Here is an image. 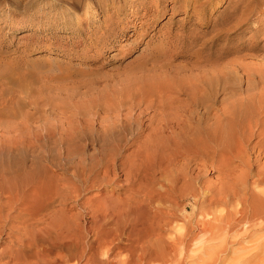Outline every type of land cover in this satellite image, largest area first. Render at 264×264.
Masks as SVG:
<instances>
[{
	"label": "rangeland",
	"instance_id": "obj_1",
	"mask_svg": "<svg viewBox=\"0 0 264 264\" xmlns=\"http://www.w3.org/2000/svg\"><path fill=\"white\" fill-rule=\"evenodd\" d=\"M186 1L189 2L188 7H184L186 5L185 3L175 6L173 0H116L110 2L111 5L113 4L112 7H114L116 11V14L113 17H106L103 13H101V11L96 9H94L93 12L89 14L87 13V8L89 6L88 5L86 8H81L80 11H77L78 13H75L76 15H72L70 17L72 19L71 20L67 17H63V14H65V12L67 11V6L61 7L58 5L59 2L63 3V0H0V80H7L3 82L4 84L8 82L9 86L14 85V83L17 85L19 81L20 84L25 85H22V90H20V84L19 88L18 86L8 87V83L7 85H5L7 86V89L13 88L14 92L15 90H18V96H16L15 94V97H17L20 102L17 99L15 103L13 102L15 101L13 99L11 104H4L3 97H0L2 108L4 107L2 109L0 105V143H2L3 140L4 143L9 141L11 139L12 131H15L13 132L12 136L15 133L17 134L18 132L21 134V136H23L25 132L28 133L32 130L30 133L33 135L28 133V135H31V137L29 136V138L31 139L36 137L35 131H42L40 132L43 138L42 144L44 143L42 147L47 146L46 148L48 149L43 148V150L47 153L49 151L50 156L49 154V157L46 156L47 153L44 154L46 157H48V159H51L48 160L45 156H43L44 160L45 158L47 159L45 161L50 162H45L44 164L48 172L46 169L45 171H41L40 169V175L43 176L45 172L49 173V177L54 178L56 180V183L59 182L57 184L59 185L57 189L60 188V190L54 191L50 194V198H52L53 200L50 202L52 204L48 205V208L50 207L48 213L44 214V218L48 219L47 220L43 218L44 220H46L44 221L46 223H42L41 220L39 224H37V226H29V228L31 227L29 230V228H25L27 227L26 225L17 223L21 219V215L19 214L20 211L17 209L10 211L12 212L11 218L8 220L10 225L4 227H2L3 224L0 225V258L2 259V264H6V261L9 260L11 264H18L19 262L15 261L17 258H20L22 261H24L26 257V259H29L28 262L37 263V259H33V253L37 248H40L42 245L48 247L52 244H58L56 243L57 240L54 239L55 227H53L52 224L54 219L56 218L55 215L57 216V219L62 221H65V219H69L67 217L68 215L66 214V208L61 205V199L64 198L65 195H67L69 192L68 190L67 192L64 189L65 182L68 183V181L72 180V174L79 176L81 172L83 173V169L86 168V162L90 159L84 157L85 154L92 155V153H95V148H99L101 144H103L105 133L104 136L103 133L101 134L102 136L100 135V133L104 131L103 129L106 130L107 128H109L111 123L113 124L115 123V121L117 122L120 118L121 119L119 121H122L124 119V116L130 113L129 111H131L130 109L132 108L133 111L131 115L135 113L136 114L133 115L134 118H132L133 116L127 118L128 120L132 121L128 128V134L127 132L124 134L120 133L124 136V139L127 138L123 140V142H125L124 145H122L121 147L116 146L112 141H110V139H108L109 137L107 136L108 141L107 145H105V150L108 148L110 149H108V152L110 151V154H112L116 158V164L118 168L113 170V173H110V179H106L107 181H102V177L104 175L103 171L98 172L97 174L99 175V179L97 180L96 185L93 187V182L90 181L88 186L92 187H88L85 192L82 189L81 196L78 198V200H80V205L77 206L74 210V213L76 215L75 218H77L78 223H80V228L74 227L75 231H71L72 233L83 237L85 241H94L96 238L95 233L99 229L102 230L103 228V232L111 236L109 237V239H112L113 237L114 240H116V248L122 246L121 248H117L115 251L120 252L122 258L124 257V255L127 257V255L130 254L129 251L133 250L135 246L134 241L136 240L135 234L130 235L131 227L132 224L135 223V221L141 216L140 213L142 212L141 208H137L138 206L135 204V200L132 199V196L136 192L139 184L136 186H132V183L134 184L135 178L138 179L139 176L136 175L139 173V171H147V173H151L155 170L157 171L160 168V164L156 163L160 155L157 151H155V149L151 148V155H153L151 157L153 159H151L150 161L147 162V160H145L144 157H147V155L141 157V155L145 153L144 147L148 145L147 148H150L152 143H148V140L146 138V134H149L150 130L146 131L145 126H147L149 122H145L143 126V124L140 122L135 123L134 119L137 115L140 114V111H144L145 113L147 112L146 115H142V117H144L143 121H145V119L147 118L153 117L154 112L157 110L155 105L165 96L166 97L164 99H172V97L180 98L181 100L185 99L186 97H188L190 92H192L190 93L191 95L195 94L194 92L196 90L194 89L197 88L193 87L197 86L199 89L204 88V86H208L209 79L214 77H216L214 78L216 82L221 79L225 80L223 82H227L228 84L227 93H220L218 96L219 102L217 104V108L219 107V111H215L214 114H222H220V116H218L216 120H218L219 118L224 121L225 119V123H227L226 125L234 122H236L235 125H237L238 123L234 119L233 122L231 121L228 123V120H232L233 117L232 115H229L227 111H232L235 108H239V106H237V103L238 105H240L239 103H241V105L243 104L241 109H243L244 106L249 107L248 104H250V106H253L251 107L252 112L260 111L261 109L260 112H263L261 116L263 117V122L259 124L261 125L260 127L259 125H254L252 127V129L255 128L253 131L250 128V130L252 132L255 131V133L249 132V127H245L246 129L243 127H238L235 133L239 131L238 136L240 138L237 136V138L239 139L234 137V135L236 136L237 134L234 133L233 135L231 133L232 138L235 140L234 142L232 140V143L236 142L234 147H236V144H238L240 140L241 141L239 142V144L242 145L245 143L247 144L249 142L248 140L250 139L251 142L248 143L249 146L247 147L246 144L245 146L248 152L250 149L252 150H250V153L252 155L246 152L248 154H245V156L243 155V157L245 158H241L242 160H239V157L236 158L237 160L233 159L234 161L230 168L231 173L226 171V174L230 175V178L233 180V182L231 180L232 185H230L231 187H233V189L229 186V184H231V182H229L230 180L225 178L227 177V175L224 172V162L221 155L218 154L214 149L212 150V148L210 149L211 151L209 150L208 153L203 156L204 165L207 159H209V156H211V162L209 161V163H206L208 164L206 169L208 172L204 170L201 173L203 175H200V186L204 189V191H207L208 187L214 184L219 188L221 184H224V179L225 182L226 180H228V185H226L225 183L226 188H231V191L229 188L225 189L226 192L228 190L229 193L233 191L239 195L242 194L243 190L239 187H242L243 184L242 181L238 180L239 177H237L236 173H240L241 169L247 170V161L251 162V164L254 163L250 168L251 170H248L253 176H249V184L251 187L253 186V183L255 182V180H257L254 175L261 169H264V150L262 151L264 147H262L261 145L264 142V133L262 134V132H264V3L262 7L254 9V5L251 8L253 0ZM194 6L197 7L196 11ZM172 7H174V9ZM157 9L160 10L159 15L154 16V14L150 11ZM73 20H79L83 23V25L81 24V27H77L74 24L75 22H73ZM68 23L70 25H68ZM144 23L146 27L142 28L141 26ZM236 23H239V25L236 28L232 29ZM143 29L145 30L143 31ZM156 50H161L163 51V53L168 51L166 53V57L168 58V60L161 64L154 63V60L152 62L150 56L153 52H156ZM190 67L193 68L190 69ZM18 68L22 70L24 76L22 73H19L21 71ZM16 69L19 70L18 73H15ZM6 70H9V72H7L8 74H21L22 77L21 75L20 77L23 80H20L21 78L18 79L19 77L15 75L16 81L19 80L16 82L14 78L11 79L13 74L11 75V78H7L10 75H7V73L2 74L6 72ZM190 77H192V79ZM1 81L0 83H3ZM196 82L198 83L196 84ZM188 84L190 87L188 86ZM186 86H188L189 89L185 88ZM24 90H26V93L21 92ZM27 91L30 92L29 94H31V92L33 93V99L30 98L31 100L29 101V98H26V94H28ZM173 91L174 93H172ZM186 91L188 93H186ZM159 93H161L162 95H159ZM170 93L172 96L170 95ZM174 95L177 97H174ZM160 96L161 98L159 99ZM34 98L37 101H35ZM156 100L158 101L156 102ZM131 101L134 103H132ZM153 101H155V103H153ZM31 102L39 103L35 105V103L31 104ZM120 102L122 103L118 106ZM150 102H152L154 106L150 107V105H152V103L149 104ZM232 102L233 105L231 104ZM19 103H21L23 107ZM135 103L138 104L136 105ZM140 103L143 105L141 106ZM16 104V107L19 109L18 111L15 107ZM122 104L125 106H123ZM134 104L138 107H135ZM9 105L10 107L11 105L12 107H14L13 109L14 111H17L16 113L19 112L16 116L15 113H12L13 110L11 111ZM101 105L102 107H104L100 108L102 110L99 109V106L101 107ZM222 105L224 107H222ZM133 106L135 109L133 108ZM28 107L30 108V112L36 113L28 114ZM106 107L108 108V111ZM225 107L229 108V110ZM25 108L28 109L26 110ZM111 108L114 109L111 110ZM134 110L136 111L134 112ZM38 111L40 112V114H42V116L38 113ZM23 112H26V114ZM7 113H10L9 115L12 116H9ZM36 114H38V117L39 115L42 117H39V121ZM24 115H26L25 118H27V120L23 118ZM29 115L30 117L35 115V118L37 117L36 120L34 116L31 117L34 119L30 120L31 118L28 117ZM226 115L232 118L229 117V119ZM8 116L11 118H9ZM226 118H228V120ZM28 120L29 122L28 124H26ZM213 121L215 123V120ZM217 123H219L220 125L219 120ZM19 125H21L22 128ZM103 125L105 128H102ZM119 125L122 124L120 123ZM221 125H224V123H222ZM31 126H33V128H31ZM36 126L38 128L40 127V129L38 130ZM34 127H36L37 130H33L35 129ZM153 127L155 128V124L151 127V130H153ZM81 128L82 132L80 131ZM130 128H132V131L130 130ZM83 129L86 132H84ZM142 129L144 130L143 134L139 136V139H134V135ZM247 129L248 134H246L245 132L244 135H242L240 130L244 132L247 131ZM69 133H71L72 135H70ZM51 134L52 136H50ZM77 135L78 138L81 139V141L77 138ZM117 137L118 136H114V138ZM243 137L248 142H246ZM60 140H63L64 144H62ZM243 140L245 142H242ZM109 141L113 143V146L110 145L111 143ZM46 143H48V145ZM142 145L144 146L143 148ZM63 146L65 149L62 148ZM107 146L109 147L107 148ZM0 147L4 146L0 145ZM18 147V151L20 152L18 153L21 154H18V158L22 156V154H25L28 159L32 160L34 155L41 154L40 149L38 150L35 147L32 148V150L28 149L29 152L21 150L22 148L20 147V145ZM79 147L86 149H82L81 152L78 151L77 154H74L75 157L78 155L82 157V161H84V164L83 162H81L83 164L81 165V167L77 166L78 161L81 160V158L72 159L74 158L73 152L76 148ZM81 148H79V150H81ZM68 149L70 150L68 151ZM54 150H57L58 153H67L66 151H68V153H71L70 151L73 150L72 155L68 157V159L70 158L73 161L66 160L62 162L63 160H58L60 158L64 159L65 157L67 159V156H65V154L64 156H62V153H59V157L57 156L56 158L55 155L57 153H53ZM84 151L86 152L85 154ZM51 152L53 153L52 155ZM207 154L209 156H207ZM0 157L2 158H0L1 165L4 164L8 158H11V155H9L6 150L0 148ZM52 157H54V160ZM137 157L139 159H137ZM249 157L250 159H248ZM141 159L145 164L139 163L142 161ZM244 159L248 160L243 161ZM51 160L53 161V163ZM54 162L60 165V167L56 166L57 164L53 165ZM48 164L50 165V167ZM73 164L76 167H74ZM70 165H72V167ZM234 166L236 168H234ZM131 167L133 169L135 167L134 172H131ZM141 167L143 168L141 169ZM129 173H132L133 182L130 179L131 177H129L128 179V177L126 176ZM239 173L238 175L240 176ZM241 173H243V170L241 171ZM235 176L236 178H234ZM91 177V179H93L95 178V175H91ZM114 179L116 181H114ZM141 183V185L144 186L148 182L147 180H144ZM235 184H237V186ZM263 184L264 182L256 187V190H259V188L264 189ZM213 189H215V187ZM234 198L235 197H232L231 200H234V207H236V205L241 201H239L240 199H238V197L235 199ZM90 199H92V204L90 203L89 205L85 206L84 202L86 200L89 201ZM73 200V202L68 201L66 206L70 205V207H72L75 204V199ZM205 200H207V198ZM187 203L189 205V208L184 213V215L187 212V215H191L192 206L190 205V201H187L184 204ZM208 204L209 202H206V205ZM97 208H101V210H103L102 213L104 212L105 215L102 216V214L100 213L94 214L95 211L93 210H97ZM53 209L55 211H53ZM230 209V207L221 205L218 206L217 212L219 213L223 211L222 213H224L225 211L226 213V210ZM54 212L56 213L54 214ZM2 215H4V218L5 213L0 212V220ZM83 215L87 216L84 219L85 222L81 219L84 218ZM59 216L61 218H58ZM52 217H54L53 221ZM179 225H181V223ZM38 226L41 229L45 228L46 226L48 227L44 230H40ZM257 228L256 231H253L251 236H254V238H252L253 240L257 239V241H261L264 237V227H262L263 229L261 227ZM33 229L35 230L33 231ZM37 229L40 231L38 232ZM80 230L83 233V236L80 234ZM112 230L114 233H112ZM36 231L37 233H39V235H37ZM23 232L25 233L22 234ZM33 235L35 236V238L33 237ZM131 238L132 240H130ZM252 239L248 237H242L240 239L241 241L234 239L233 241H230L231 245L229 244V247L238 252L244 245H248V243L249 245L247 247H250V245L253 244ZM242 240H244L245 242ZM129 241H132L133 243ZM29 246L31 248L34 247V251L30 250L31 248ZM8 253L11 257H7ZM12 261H14V263ZM75 263L71 262L70 264ZM79 264H86V261H81L79 262Z\"/></svg>",
	"mask_w": 264,
	"mask_h": 264
},
{
	"label": "bare ground",
	"instance_id": "obj_2",
	"mask_svg": "<svg viewBox=\"0 0 264 264\" xmlns=\"http://www.w3.org/2000/svg\"><path fill=\"white\" fill-rule=\"evenodd\" d=\"M112 1H116V0H63L64 4L59 2L58 5L61 7L67 6L66 7L67 11L65 12V14H63V17H67L68 19H71L70 17L72 15H76L78 13L77 11H80L81 8L82 9L86 8L88 5L89 6L87 8V13H89V14L91 12H93L94 9H96V10L101 11V13H103L104 16H106V17H110V16L113 17L116 14V11H115L114 7H112L113 4L112 5L110 4V2H112ZM173 2L175 3V6H177L178 4L185 3L186 5L184 7H188V3H189L186 0H183V1L182 0H173ZM263 3H264V0H253V4H251V8L253 7V5H254V9H256L258 7H262ZM157 6H158V3H157ZM172 8L174 9V7H172ZM247 9H248V7H247ZM196 10H197V7H195V11ZM150 12H152L154 14V16L155 15L158 16L160 10L157 9V10H153ZM249 13H250V11H249ZM73 22H75L74 24L77 27H81L83 25V23L79 20H73ZM68 25H70V24L68 23ZM238 25H239V23H236L232 29L236 28ZM141 27L145 28L146 27L145 23L142 24ZM144 30L145 29H143V31ZM228 31H231V30H228ZM167 52L163 53V51H161V50H159V51L156 50V52L152 53L150 58L152 59V62L154 60V63L161 64V63L166 62L168 60V58L166 57ZM198 61H199V58H198ZM191 68H193V67H190V69ZM18 69L20 70V68H18ZM9 70L8 71L6 70V72H4L2 74H6L7 72H9ZM19 70L16 69L15 73H18ZM210 70H211V68H210ZM216 70H218V69H216ZM20 71L21 72H19V73H22L24 76V73L22 72V70H20ZM12 74L7 73V75H10L7 78H9V77L11 78V75H12L11 79L14 78L16 81V78H15L16 76L19 77L18 79H20L22 77L21 74H20L21 77H20V75H16L14 73H12ZM233 75H235V74H233ZM0 76H1V73H0ZM214 76H212V77H214ZM221 76H222V74H221ZM27 77H28V75H27ZM190 78L192 79V77H190ZM214 78H216V77H214ZM214 78L209 79V81L207 80L208 86L205 87L203 84L204 88L199 89L197 86L193 87V88H197V89H194V90H196L194 92L195 94L191 95L190 93H192V92H190L189 95L187 94L188 97H186L185 99L181 100L180 98H173V97H172V99L171 98L170 99H167V98L164 99L166 97L164 95L165 97L164 98L162 97L163 99L161 101L159 100V102L155 105L157 110L154 112L153 117L147 118V119H145V121H143L144 117H142V115H146L147 112L145 113L142 110L143 112L140 111L139 112L140 114L138 113L139 115H137L136 118L134 119L135 123L140 122L143 124V126H144L145 122H149V124L147 126H145L146 131L150 130V133L149 134L147 133L148 135L146 134V138L148 140L147 141L148 143L149 142H152V143H151L150 148H147L148 145L145 146L143 144L145 147L142 145V148L144 147L145 153L144 154L142 153L143 155H141V157L142 156L144 157V155H147V157H144V158H145V160H147V162L150 161L151 159H153L151 157V156H153V155H151L152 149H155V151H157L158 154L160 155L158 161L156 162V163L160 164V168L159 169L156 168L159 171L158 170L157 171L151 170V171H153L151 173L150 172L147 173V171L146 172H140L139 171V173L136 175V176H139L138 179L135 178L134 184L132 183V186L133 185L136 186L139 184L136 192L132 196L133 197L132 199L135 200V204L138 206L137 208H141L142 212L140 213L141 216L135 221V223L132 224L130 235L135 234L136 240L134 239L135 240L134 241L135 246L133 245L134 246L133 250L129 251V249H128L130 254L127 255V257L124 255L125 258L124 257L122 258L121 253L115 251L120 246L118 245L119 247L116 248V244H115L116 240H114L113 237H112V239H109V237H111V236L107 233H104L103 228H102V230L99 229L95 233L96 238L94 241H85L83 239V237L78 236V235L72 233L71 231H75V228H80V223H78L77 218H75L76 215L74 213V210L77 206L80 205L79 204L80 200H78V198L81 196L82 189L85 192L88 189V187H92V186L94 187L96 185L97 180L99 179L98 178L99 175L97 174L98 172L103 171L104 175L102 177V181H107L110 179V173H113L114 172L113 170L118 168L117 164H116V158L112 154H110V151L108 152L109 146H107L108 149L105 150V145H107L108 139H110V141H112L118 147H121L122 145H124L125 142H123V140H125L127 138L124 139V136L121 135L120 133L124 134L127 132V134H128V131H129L128 128H129L132 121L128 120L127 118L136 114L135 113V114L131 115L132 111H133L131 107H130L131 111H129L130 113L125 115L124 119L122 121H119L121 119L120 118L117 122L115 121V123H113V124L110 122L112 125L110 124L109 128H107L108 127L107 126L106 130L103 129L105 132L100 131L101 132L100 135L103 133V136H104V133H105V139L103 141V144H101V146L99 148H95V150H94L95 153H92V155H90V154H85L86 152L84 151V154H85L84 157L90 158V159L87 162L85 161L86 162V166H85L86 168L83 169V173L81 172L79 176L72 174L73 175L71 177L72 180L68 181V183L65 182L64 189H65V191L68 190L69 192L67 191L68 194L66 193L67 195H65V197L61 199V202H62L61 205L64 206V208H66V214L68 216L66 214L65 215L69 219H65V221H62V220L57 219V216L55 215L56 218L53 221L54 217H52V221H53L52 225H53V227H55L54 239L57 240L56 243H58V244H52L51 246H48V247L45 245H42L40 248H37L36 251L33 250L34 247L31 248L29 246L31 248L30 250L34 251L33 259H37V263L36 262H34V263L28 262L29 259H26L27 257L25 258L24 261H22L20 258H17L15 261H18L19 262V263L17 262L18 264H70L71 262L72 263L76 262L75 264H79V262H81V261H86V264H186V263H191V264H258V263H260V264H264V237L262 238V240L260 239L261 241H257V239L256 240L252 239V238H254V236H251L253 231H256L257 227H261V228L264 227V191H260V190H264V189L259 188V190H256V187H258L259 185H261L262 182H264V169L263 170L261 169L258 173H256L254 175V177H256L257 180H255V182L253 183L254 187L252 186L253 187L252 188L249 184V176H252V175H251V172L248 170H251L250 168L253 166L252 164H254V163L251 164V162L247 161V163H248V164H246L247 170L239 168V169H241V171L243 170V173H241V171H240V173L238 172L241 177L238 175V173H236L237 177L240 178V179L238 178V180L242 181V184H243L242 187H239L243 190L242 194H240V195L233 192V191L231 193H229L227 190V192H226L225 189L229 188V187L226 188V185H228L227 184L228 180H226V182H225V180L223 178L222 179L224 181V184H221V186L219 184V186H220L219 188H218V186H215V184L210 185L208 187L207 191H204V189L200 186V183H199L200 178H201L200 175H203L201 173L207 169L208 164H206V163L207 162L209 163V161L211 162V160H210L211 156H209L207 154V156H209V159H207V161L205 162V165H204L203 156L206 153H208V151L211 148H212V150L214 149L218 154L221 155L222 160L224 162L225 174H226V171L231 173L230 168L233 164V161L237 160L236 158H238V157H239L238 158L239 160L241 158L242 159L245 158V157H243V155L245 156V154L250 153V150H251L250 149L249 152H248V150H246L247 149L246 146L248 147L249 146L248 143L251 142L250 139L248 140L249 142L245 140L246 136H245V138L244 137L243 138L246 142H248L247 143L248 145L246 143H245L246 146H245V144L240 145L239 144V142L241 141L240 140L238 142V144H236V147H234L236 142L232 143V140H233V142L235 141L232 138V134L234 135V133L238 127H240V128L249 127V130L251 128V130L253 131L255 128L252 129V127L254 125L257 126L263 122L262 121L263 117H261L263 112H260L261 107L259 108L260 111H255V112L253 111L252 112L251 107H253V106H250V104H248L249 107L244 106V108L241 109L243 104L241 105V103H239L241 105V107H240V105H238V103H237V106H239V108L233 109V106H232L233 110L227 111V113H229V115H232L233 118L229 116L230 118H232V120L227 116L228 114L226 116L230 120H228V118H226V119L228 120V123L236 120L240 126L238 124L235 125L236 122L231 123L229 125H226L227 123H225V119L223 121L222 119L218 118V120L220 122V125H219V123H217L218 120H216V119L222 113L219 112L220 114L217 115V114H214V112L219 111L218 110L219 107L217 108V104L219 102L218 96L220 93H224V94L227 93L228 84H227V82L224 83L223 81H225V80H221V79H219L216 82L214 80ZM20 80H23V79L21 78ZM3 81L4 80H2L1 82H3ZM5 81H7V80H5ZM8 81H9V79H8ZM17 81H19V80H17ZM187 81H189V80H187ZM235 81H236V79H235ZM4 82L0 83V86H1V89H0L1 96L0 97H3V99H4L3 103L4 104H9V103L11 104L13 99L15 100L13 102L16 103V100L18 98L15 97V94H16V96H18L17 95L18 90L16 91L14 89L16 92L15 93L13 91V88L7 89V86H5V85H7L8 82L5 84H4ZM28 82H30V81H28ZM13 83H14V81H13ZM197 83L198 82H196V84ZM19 84H20V81L17 83V85L14 83V85L9 86V83H8V87H12V86L17 87L18 86V88H19ZM235 84H237V83H235ZM22 85L25 86L24 84H20V86H21L20 90L23 89ZM205 85H207V84H205ZM231 85H233V84H231ZM188 86H189V84H188ZM188 86H186L185 88L189 89L190 86L189 87ZM16 87H14V88H16ZM230 89H231V87H230ZM248 89H250V88H248ZM21 92L26 93V90L21 91ZM27 93L28 94H26V98L27 99L29 98L28 101L33 99V93L31 92V94H29L30 92H28V91H27ZM172 93H174V91ZM186 93H188V92L186 91ZM231 94H233V93H231ZM159 95H162V94L159 93ZM170 95H171V93H170ZM174 97H177V96L174 95ZM160 98H161V96L159 97V99ZM34 100H35V98H34ZM35 101H37V100H35ZM139 101H138V103H139ZM142 101H144V100H142ZM157 101L158 100H156V102ZM253 101H254V99H253ZM19 102H20V100H19ZM24 102H26V101H24ZM21 103H19V104L22 105ZM33 103H35V105H37L39 102H37V103L31 102V104H33ZM121 103L122 102H120V104H118V106L121 105ZM132 103H134V102H132ZM132 103H131V105H132ZM151 103L152 102H150L149 104H151ZM153 103H155V101H153ZM153 103H152V105H150V107L154 106ZM140 104H139V107H140ZM231 104L233 105V102ZM0 105H1V103H0ZM136 105H135V107H138ZM142 105L143 104H141V106ZM146 105H148V104H146ZM16 106H17V104L15 105V107ZM95 106H96V104H95ZM123 106H125V105H123ZM22 107H23V105H22ZM31 107H33V106H31ZM222 107H224V106L222 105ZM1 108H2V105H1ZM9 108H11V111L13 110L12 113L13 114L15 113V116L19 113V112L16 113L19 110L17 107H16L17 109L15 108L17 111H14V109H13L14 107H12V105H11V107L9 105ZM28 108H25V109L27 110ZM97 108H98V106H97ZM100 108H104V107H102V105H101V107L99 106V109ZM115 108H116V106H115ZM133 108H134V106H133ZM20 109H22V108H20ZM113 109L111 108V110H113ZM226 109L229 110V108H226ZM29 110H30V108L27 110L28 114L36 113V112H34V113L30 112ZM100 110H102V109H100ZM11 111H10V113H11ZM107 111H108V108H107ZM135 111L136 110H134V112ZM4 112H5V110H4ZM10 113H7V114L9 115ZM23 113L26 114V112H23ZM38 113L40 114L39 111H38ZM143 113H145V114H143ZM36 115L38 117V114H36ZM40 115L42 116V114H40ZM40 115H39V117H41ZM119 115H120V113H119ZM9 116H12V115H9ZM33 116L35 118V115H33ZM33 116H31V117H33ZM25 117H26V115H24L23 118L25 120H27V118H25ZM28 117H30V115ZM39 117L37 118L38 121H39ZM9 118H11V117H9ZM12 118H16V117H12ZM34 118H31L30 120H33ZM36 118H35V120H36ZM132 118H134V116ZM213 120H215V123ZM28 122H29V120L26 122V124H28ZM31 122H34V121H31ZM119 122L122 125H119L120 124ZM221 122L224 123V125H221L222 124ZM116 123H119V124H116ZM31 124H34V123H31ZM154 124H155V128L153 127V130H151L152 129L151 127ZM19 126L21 127V125H19ZM260 126L261 125H259V127ZM36 127H34L35 129H33V130H37L38 127L37 128ZM103 127H104V125L102 126V128ZM138 127H140V126H138ZM31 128H33V126H31ZM39 129H40V127L38 128V130ZM130 130L132 131V128H130ZM251 130L249 132L255 133V131L252 132ZM28 131H30V130H28ZM80 131L82 132V128L80 129ZM83 131H84V129H83ZM240 131H241L242 135H244L245 132H246V134H248L247 133L248 129H247V131H244V132H242V130H240ZM263 131H264V129H263ZM13 132H15V131L11 132V139L9 141L4 143V140H3V142L0 143L1 146H4V147H0V148L6 150L7 153L9 155H11V158H8L4 164L0 165V212L5 213V217L3 218L4 215H2V217H1L0 225L3 224L2 227L9 226L10 223L8 220L11 218V213H12L10 211L17 209L20 211L19 214L21 215V217H20L21 219L17 223L21 224V225H26L27 227H25V228H29V226H35V225L37 226V224H39V222L41 220H42V223H46V222H44V221H46L44 219H47V218H44L45 217L44 214L48 213V210L50 209V207L48 208V205H51L52 203H50V202L53 200L52 198H50V194L54 191L60 190V188L57 189L59 186L57 184L59 182L56 183V180L54 178L49 177L50 175H49V173H47L48 170H47L46 166H44L45 162H48L45 160H47L48 157L50 156V154H49L50 152L47 150L48 151V153H47L46 151L43 150V148H46L47 146L42 147L44 144V143L42 144L43 138H42V135L40 133L42 131H35L36 137H34L33 139L29 138V136L31 137V135H33L30 132H28V133H30L31 135H28L27 132L23 131V132H25L24 135L22 133L23 136H21V134L19 132L17 134L15 133L12 136ZM84 132H86V131H84ZM143 132H144L143 129L138 131L137 134L134 135V139H137V138L139 139V136L141 134H143ZM238 132L235 133V134H237L236 136L234 135L235 138H237ZM263 133L264 132H262V134ZM69 134L72 135L71 133H69ZM132 134H134V133H132ZM96 135H94V136H96ZM129 135H131V134H129ZM50 136H52V134ZM94 136H93V138H94ZM114 136H118V137L114 138ZM247 137H249V136H247ZM19 138H20V140H19ZM77 138H78V135H77ZM239 138H237V139H239ZM78 139L81 141L80 138H78ZM131 139H132V137H131ZM66 140H68V139H66ZM69 140H71V139H69ZM244 140L242 142H245ZM64 141H65V139H64ZM64 141L60 140V142L62 144H64L63 143ZM112 142H110L111 146H113ZM48 143H46V144L48 145ZM148 143H146V144H148ZM263 144H264V142H263ZM263 144H261L262 147H264ZM19 145L22 148V149L21 148L20 149L25 150L26 152L27 151L29 152L28 149L32 150V148H34V147L37 148L38 150L40 149L41 154L34 155L32 160L28 159V157H26L25 154L24 155L22 154V156H20L18 158V156L21 155V154H19L20 152L18 151ZM71 147H73V146H71ZM62 148H64V146ZM79 148H81V147H79ZM79 148H76L75 151L73 152L74 158H72V159H75V158L80 159L81 158V160H79L78 164H77V166L81 167V165L84 164V161H82V157H80L79 155L75 157V155H74V154H77L78 151H80V152L82 151L83 148H81V150H79ZM86 148H87V146H86ZM46 149H48V148H46ZM57 150H59V149H57ZM69 150L70 149H68V151ZM83 150H86V149H83ZM263 150L264 149H262V151ZM50 151H51V148H50ZM56 151L55 150H54V152L52 151L53 153H57L55 155L56 158H57V156L59 157V155H58L59 153H62V156H64V154H65V156H67V159L65 157L64 159L60 158L58 160H63L62 162L66 161V160L67 161L72 160L70 158H69L70 159L69 160L68 157H70L72 155L73 150L70 151L71 153H68V151H66V150L65 151L67 153H65V152L64 153L63 152L58 153V151L57 152ZM111 151H114V150H111ZM52 152H51V155L53 154ZM246 152H248V153H246ZM44 153L45 154L47 153L46 156H48V154H49V156L46 157ZM116 153H117V151H116ZM260 153H261V151H260ZM260 153H259V155H260ZM26 154H28V153H26ZM3 156H5V155H3ZM43 156H45L47 159L45 158V160H44ZM54 157H52L53 160H54ZM263 157H264V155H263ZM50 159H48V160H50ZM137 159H139V158L137 157ZM205 159H206V157H205ZM248 159H250V157ZM248 159H244L243 161L248 160ZM56 161H57V159H56ZM81 162H83V164ZM135 162H137V161H135ZM240 162H242V161H240ZM52 163H53V161H52ZM139 163L145 164L143 162V160ZM243 163H246V162H243ZM55 164H57V163L54 162L53 165H55ZM56 166L60 167V165H58V164ZM70 166L72 167V165H70ZM73 166L76 167L74 164H73ZM244 166H245V164H244ZM49 167H50V165H49ZM236 167H237V165H236ZM236 167L234 166V168H236ZM68 168H70V167H68ZM138 168H140V167H138ZM142 168L143 167H141V169ZM40 169H41V171H43V170L45 171V169H46L47 172H45L42 176V175H40L41 174ZM134 169H135V167H134ZM134 169L132 168L131 172H134ZM153 169H155V168H153ZM49 170H51V169H49ZM61 170H63V169H61ZM237 170H238V168H237ZM144 171H145V169H144ZM213 172H215V171H213ZM70 175H71V173H70ZM91 175L92 176L95 175V178L91 179L92 178ZM126 176L128 177V179H129V177H131L130 178L131 180L133 179L132 173H129ZM149 176H150V178H149ZM225 176H222V177H225ZM206 177H207V175H206ZM225 178L229 179L230 180L229 182H231V180H232L230 178V175H227V177H225ZM234 178H236V176ZM144 180H147V182H148L146 185H144L145 187L141 185L142 184L141 182ZM90 181L93 182L92 186H88ZM114 181H116V180L114 179ZM132 182H133V180H132ZM219 182H216V183H219ZM232 182H233V180H232ZM232 182H231V184H229V186L232 185ZM221 183H223V182H221ZM225 183H226V185H225ZM233 185H234V183H233ZM235 185L237 186V184H235ZM204 186H205V184H204ZM214 187H215V189H213ZM231 188L233 189V187H231ZM231 188H229L230 191H231ZM82 195H84V194H82ZM62 196H64V195H62ZM232 197H235V198L238 197V199H240L239 201H241L240 202L241 204L239 203L236 205V207H234L235 204H234V200H231ZM201 198L203 199V201ZM206 198H207V200H205ZM73 199H75V204L72 207H70V205L66 206L67 202L68 201L73 202L74 201ZM76 199H77V201H76ZM187 201H190V205L192 206L191 215H187L188 212L184 215V213L189 208L188 203L184 204ZM91 202H92V199H90L89 201L86 200L84 202V205L85 206L89 205ZM206 202H209V204L206 205ZM221 205L225 206V207H230L231 209L226 210L227 211L226 213H225V211H224V213H222L223 211L218 213L217 212L218 206H221ZM215 206H217V207H215ZM103 209H104V206H103ZM53 211H55V210L53 209ZM93 211H95L94 214L100 213V214H102V216L105 215L104 212L102 213L103 210H101V208H97V210H93ZM56 212H54V214ZM49 213H50V211H49ZM86 217L87 216H84V218H81V219L84 220ZM58 218H61V217L59 216ZM84 222H85V220H84ZM42 223H40V224H42ZM180 223H181V225H179ZM47 227L48 226H46L45 228H47ZM30 228H29V230H30ZM45 228H43V229L40 228V230H44ZM243 228H245V229H243ZM21 229H23V228H21ZM257 229H259V228H257ZM34 230L35 229H33V231ZM40 230H38V232ZM33 231H30V232H33ZM24 233L25 232H23L22 234H24ZM36 233H37V231H36ZM78 233H79V231H78ZM112 233H114L113 230H112ZM41 234H42V232H41ZM80 234L83 236V233L81 232V230H80ZM37 235H39V233H37ZM19 237H20V235H19ZM33 237L35 238L34 235H33ZM117 237H118V235H117ZM242 237H246V238L248 237V238L252 239L253 244L250 245V247H247L249 245V243H248V245L246 244V246L244 245L241 248V250H239L238 252L231 249V247H229V244L231 243L230 241H233L234 239L241 241L240 239ZM13 238H14V236H13ZM115 239H116V237H115ZM130 240H132V238ZM242 241H244V240H242ZM129 242H132V241H129ZM8 254H7V257L10 256V254L9 255ZM122 254H123V251H122ZM12 262L14 263V261H12ZM2 263H3L2 259L0 258V264H2ZM6 264H11L10 260L6 261Z\"/></svg>",
	"mask_w": 264,
	"mask_h": 264
}]
</instances>
